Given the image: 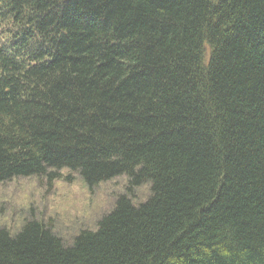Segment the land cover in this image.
Returning a JSON list of instances; mask_svg holds the SVG:
<instances>
[{"label": "trees", "instance_id": "16d2710c", "mask_svg": "<svg viewBox=\"0 0 264 264\" xmlns=\"http://www.w3.org/2000/svg\"><path fill=\"white\" fill-rule=\"evenodd\" d=\"M64 170L127 192L0 264H264V0H0V182Z\"/></svg>", "mask_w": 264, "mask_h": 264}, {"label": "rangeland", "instance_id": "374dc122", "mask_svg": "<svg viewBox=\"0 0 264 264\" xmlns=\"http://www.w3.org/2000/svg\"><path fill=\"white\" fill-rule=\"evenodd\" d=\"M68 175L69 171L64 170L52 183L39 176H19L0 182V227L14 234L25 221L37 218L69 244L82 230L95 229L117 198L127 192L125 175L93 187L75 172L74 179H68ZM149 193L147 183L135 188L130 197L138 204Z\"/></svg>", "mask_w": 264, "mask_h": 264}]
</instances>
